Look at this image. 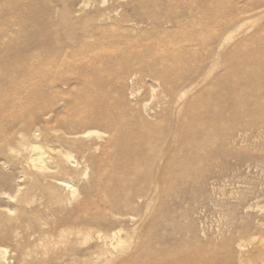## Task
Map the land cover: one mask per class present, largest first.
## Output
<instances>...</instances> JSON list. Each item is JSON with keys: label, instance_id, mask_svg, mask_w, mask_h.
Instances as JSON below:
<instances>
[{"label": "bare ground", "instance_id": "6f19581e", "mask_svg": "<svg viewBox=\"0 0 264 264\" xmlns=\"http://www.w3.org/2000/svg\"><path fill=\"white\" fill-rule=\"evenodd\" d=\"M52 1L56 2L55 6L53 5V9L47 8L49 12L46 15L42 11V16L39 13L42 0H0V154L17 151L20 155L21 151L28 152L26 161L34 168L38 181L50 182V179H54V185L50 182L48 186L51 187L47 186L48 189L68 190L64 198L58 193L50 192L49 202L52 204L60 205L65 201L79 199L71 211L58 219L54 228L58 229L60 236L66 237L67 242L72 243L69 249L56 256L59 261L55 264H90V258L78 257L76 251L77 244L85 245L90 239L93 243L86 248L84 254L99 251L105 257H98L94 261L108 262L114 254L122 255L138 248L137 241L132 240L124 227L134 221L132 226L134 229L138 228L135 217L139 216L145 202L150 201L147 208L157 198H161L165 205L170 203L174 197L173 192L178 188H174V171H178L182 182H187V171L195 168L188 161L190 157L203 156L205 159L213 156V162H218L221 167V159L228 156L239 157L236 149L240 148L245 139L251 142L249 140L264 136V73L257 75L244 70L258 63L253 57L241 62L242 71L238 75V83L233 87V91L239 94L222 97V100L237 103L230 111V118L235 120L232 127L223 131V121L228 114L221 109L214 118H210L208 113L213 106L212 103L205 102L199 116L187 117L189 125L177 126L173 137H167L165 148L156 150L159 147H154L152 131L158 128V124L149 127L142 119V124L149 128L147 133L150 136L141 144L132 143L129 138L126 148L112 154V164L106 166L100 163L103 178L99 176L94 181L91 186L94 190L79 189L64 178L55 176L69 173H75L78 177L82 175L72 152L67 149L49 150V147L44 146L58 131L52 123L67 125L66 117L57 115L44 121L42 129L35 127L53 108V102H48L46 98L45 86L50 81H57L58 75L65 70L86 66V76L95 85L94 93L85 91V88L76 96L79 103L84 104L94 103L95 98L100 99L99 104L95 105L97 109L93 110L87 121L96 123L105 120L110 126L123 129L126 128V119L120 110L112 115L103 113L107 107H116L113 97H118L122 92L120 89L115 92L116 96H112L113 93L107 87L110 76H125L134 71L135 76L141 75V81L148 79L152 91L158 90L154 96L158 99L156 104H160L162 108L161 115L167 114L170 108H185L191 105L190 102L185 103V95L206 81L217 65L216 46L214 48L216 39L212 38L211 47L208 46L207 53L202 54V24L207 19L203 18L199 23V17L197 20L193 17L180 20L181 18L168 12L165 16L154 13L147 20L146 26L139 27L140 24L130 23L127 14L112 18L110 10L114 6L85 12L84 8L91 0H69L65 4ZM138 1L141 5L159 4L155 0ZM178 1H186L190 5L189 10L195 6L196 12H212L213 15L219 13V20L223 23L236 20L235 13H244V8L249 12L264 8V0H248L241 9L236 7L238 0H214L213 6L198 5L195 0H165L161 4L170 7ZM100 2L105 4L107 0ZM192 15L194 16V12ZM169 23H177V28L169 29ZM98 70H104L108 76L96 77ZM40 101L44 103L38 105ZM217 104L219 102L215 105ZM75 110L76 107H72V111ZM241 118L247 119L241 121ZM68 133L70 132H65L64 135ZM84 133L95 134L99 138L104 132L90 129ZM198 133L203 135L198 142L190 143L187 140ZM41 138L42 142L39 141ZM67 138L70 145L75 147L74 136ZM151 151L155 152L152 156ZM206 169L207 167L204 170L199 167L197 171L204 172ZM136 177L139 178L138 183H134ZM20 186L19 183L17 194L10 195L9 198L15 197L26 202L29 196ZM4 193L6 192L0 188V195ZM13 209L8 206L0 212V219L3 220L0 224V244L18 236V226L7 225L14 218ZM28 215L36 214L33 211ZM5 219L9 222H5ZM90 226L95 229H90ZM46 232L39 226L28 231L26 238L32 240L31 243H36L46 238ZM31 243L28 242L18 250L22 264H32L45 256L42 252L44 250L31 249ZM8 252V247L0 245V264L8 263ZM146 257L151 261H160L159 254L154 250H148ZM130 258L128 262L127 259L123 262L138 264V260L132 256ZM217 258L219 256L214 260ZM237 264H264V241L256 246L254 254L239 258Z\"/></svg>", "mask_w": 264, "mask_h": 264}, {"label": "rangeland", "instance_id": "374dc122", "mask_svg": "<svg viewBox=\"0 0 264 264\" xmlns=\"http://www.w3.org/2000/svg\"><path fill=\"white\" fill-rule=\"evenodd\" d=\"M56 1L60 4L69 3V0ZM155 1L159 4L145 3L148 5L145 6V4L141 5L138 0H107L105 4H102L100 0H91L88 6H85L84 11L90 12L114 6L113 10L111 9L114 12L112 13L110 10L112 18L127 14L130 23L140 24L139 27L146 26L147 20L154 13L165 16L168 12L174 17L181 18L180 20L192 17L197 20L199 17L200 20H197L199 23L203 18L207 19L202 24L204 43L201 51L202 54L207 53L208 46L211 47L210 41L215 37L214 48L216 46L217 65L214 66L206 81L185 95V103L190 102L191 105L185 108L181 106L178 109L170 108L169 112L164 115H161L160 104H156L158 99L155 96L158 90L152 91L148 79L141 81V75L135 76L134 71L125 76L124 74L110 76V83L107 87L113 93L112 96H116L115 92H119L120 89L122 92L118 97H113L116 107H107L103 113L112 115L120 110L126 119V128L123 129L114 128L105 120L96 123L87 121L93 110L97 109L95 105L99 104L100 99L95 98L94 103L84 104L79 103L78 96H76L85 88V91L94 93L95 85L86 76L87 72L84 69L86 66L70 68L58 75L57 81L52 79L53 81L45 86V92L48 102H53L51 106L53 108L48 115L43 116L35 127L42 129L44 121L57 115L66 117L67 125L52 123L58 131L44 146L49 147V150L67 149L72 152L75 160L78 161V169L83 172L82 175L78 177L75 173H69L55 174V176L64 178L79 189L90 191L93 189L91 186L94 181L99 176L103 178V168L100 163H104L106 166L112 164L114 162L112 154L121 148H126L129 138L132 139V143L141 144L144 139L150 136L147 133L149 128L142 124V119L148 126H155V124L157 126L158 124V128L152 131L154 147H159L155 148L156 150L165 148L167 137H173L177 126L189 125V121H186L187 117L199 116L205 102L212 103L213 106L208 113L210 118H214L221 109L228 114L223 121V131L232 127L235 120L230 118V116L232 117L230 111L234 106H237V103L222 100V97L239 94L233 91V87L238 83V75L242 71L241 62L253 57L257 59L258 63L244 68V70L257 75L264 73V8L250 12L244 8V13H235L236 20L223 23L219 20V13L213 15L212 12H196L195 6L189 10L190 5L186 1L175 2L170 7L161 4L165 0ZM195 1L200 5L213 6L215 3L214 0ZM246 1L248 0H238L236 7L243 8ZM55 4L56 2L52 0L44 2L42 0L39 13L42 14L43 11L44 15L48 14L49 9L47 8L53 9ZM44 15L42 14V16ZM168 27L174 30L177 28V23H169ZM207 35L210 37L206 38ZM95 76L100 78L108 75L104 70H98ZM224 82L226 87H224ZM216 102L219 104L215 105ZM42 103L44 101H40L38 105ZM154 104L159 107H155ZM72 107H76L75 112L72 111ZM245 119L247 118H241V121H245ZM135 122L137 123L135 124ZM224 125L226 126L224 127ZM90 129L101 130L104 133L99 138L95 134L84 133ZM65 132L70 133L64 135ZM71 136H74L75 147L71 146L67 140L69 139L67 137ZM202 137L203 135L198 133L188 137L187 140L190 143H196ZM261 137L264 136L249 140L252 143L243 137L242 140L245 139L248 143L244 140L243 143L241 142L240 148L236 149L239 151V157L228 156L221 159V167L218 162H216L217 164L213 162V156L205 159L203 156L190 157L188 161L191 167L195 168H190L187 171V182H182L179 179L178 171L175 170L174 188H178L173 192L174 197L170 203L165 205L161 198H157L147 208L150 201L145 202L141 206V213L135 217V221L140 223H136L138 228L134 229L132 226L134 221L124 227L126 232L132 236V240L137 241L138 248L122 255L114 254L112 260L108 262L106 260L97 262L94 259L98 257L104 259L105 255L99 251H90V255L84 254L86 248L93 243V240L90 239V242L85 245L77 244L78 257L90 258V264H128L123 260L127 259L128 262L131 256L138 260V264H237L239 258H246L248 255L254 254L256 246L264 241V138ZM39 141L42 142L43 139L41 138ZM61 145L63 146L61 147ZM152 153L154 155L155 152L151 151V156ZM26 155H28L26 151H21L20 155L17 151L0 154V188L6 192L0 195V212L8 206L14 208V220L9 222L5 219V222H9L7 225L18 226V236L6 240L0 245L8 247L7 264H22L19 261L18 250L24 248L28 242L31 243L32 240L29 241L26 238L27 232L41 226L47 231L46 238L31 243L30 248L44 250L42 252L45 256L42 260H36L32 264H55L59 261L56 256H60L69 249L68 247L72 243L67 242L66 237L60 236L58 229L54 228L58 219L71 211L79 199L65 201L60 205L49 202L51 201L50 192L58 193L64 198L67 196L68 190L48 189L47 186L50 182L54 185V179H50V182L47 180L38 181L34 174V168L26 161ZM199 167L203 170L204 167L207 169L204 172H198ZM136 178L134 183H138L139 178ZM19 183L29 196L26 202L15 197L9 198L10 195L17 194ZM33 211L36 215L29 216L28 213ZM2 222L3 220L0 219V224ZM90 229H95V227L90 226ZM148 250L157 251L160 261H151L149 257H146ZM217 256L219 258L214 260ZM141 259H144L143 262H140Z\"/></svg>", "mask_w": 264, "mask_h": 264}]
</instances>
